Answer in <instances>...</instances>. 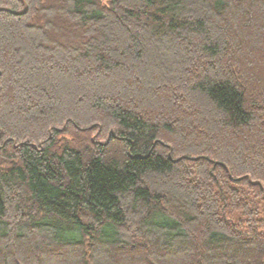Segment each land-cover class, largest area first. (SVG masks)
I'll return each mask as SVG.
<instances>
[{
  "label": "trees",
  "instance_id": "1",
  "mask_svg": "<svg viewBox=\"0 0 264 264\" xmlns=\"http://www.w3.org/2000/svg\"><path fill=\"white\" fill-rule=\"evenodd\" d=\"M264 0H0V264H264Z\"/></svg>",
  "mask_w": 264,
  "mask_h": 264
},
{
  "label": "rangeland",
  "instance_id": "2",
  "mask_svg": "<svg viewBox=\"0 0 264 264\" xmlns=\"http://www.w3.org/2000/svg\"><path fill=\"white\" fill-rule=\"evenodd\" d=\"M263 206H264V203H263ZM264 210V209H263Z\"/></svg>",
  "mask_w": 264,
  "mask_h": 264
}]
</instances>
